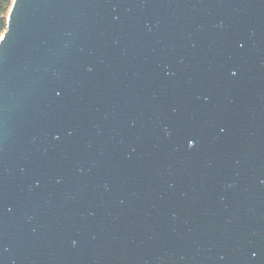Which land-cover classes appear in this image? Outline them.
<instances>
[{
    "label": "water",
    "instance_id": "1",
    "mask_svg": "<svg viewBox=\"0 0 264 264\" xmlns=\"http://www.w3.org/2000/svg\"><path fill=\"white\" fill-rule=\"evenodd\" d=\"M4 35L0 264H264V0H12Z\"/></svg>",
    "mask_w": 264,
    "mask_h": 264
},
{
    "label": "trees",
    "instance_id": "2",
    "mask_svg": "<svg viewBox=\"0 0 264 264\" xmlns=\"http://www.w3.org/2000/svg\"><path fill=\"white\" fill-rule=\"evenodd\" d=\"M12 0H0V36L6 26V18L11 6Z\"/></svg>",
    "mask_w": 264,
    "mask_h": 264
},
{
    "label": "snow or ice",
    "instance_id": "3",
    "mask_svg": "<svg viewBox=\"0 0 264 264\" xmlns=\"http://www.w3.org/2000/svg\"><path fill=\"white\" fill-rule=\"evenodd\" d=\"M10 30V27L6 29V32H9ZM7 36L4 35V36H0V43L4 42L6 40Z\"/></svg>",
    "mask_w": 264,
    "mask_h": 264
}]
</instances>
